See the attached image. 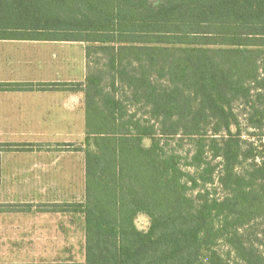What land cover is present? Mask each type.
Returning a JSON list of instances; mask_svg holds the SVG:
<instances>
[{"label": "trees", "instance_id": "obj_1", "mask_svg": "<svg viewBox=\"0 0 264 264\" xmlns=\"http://www.w3.org/2000/svg\"><path fill=\"white\" fill-rule=\"evenodd\" d=\"M0 39L85 44L84 82L0 83L84 92L73 264H264V0H0Z\"/></svg>", "mask_w": 264, "mask_h": 264}, {"label": "crops", "instance_id": "obj_2", "mask_svg": "<svg viewBox=\"0 0 264 264\" xmlns=\"http://www.w3.org/2000/svg\"><path fill=\"white\" fill-rule=\"evenodd\" d=\"M85 77L83 42L0 39V83L84 82ZM85 135L83 91L0 87V143L30 144L27 146L30 149L0 153V184H6L0 189V198L76 199L80 193L84 198V152L67 150L57 144L82 143ZM75 154L83 156L77 173L75 161L64 160ZM22 183H29L31 187L23 190ZM65 184L71 186L65 188ZM55 203L64 202L51 204ZM10 207H0V246H17L20 245L17 241L24 238L40 239L35 234L39 232V218H31L35 220L33 227L22 234V210L18 206ZM36 207L37 213H64L49 206ZM83 232L85 239L84 225ZM43 238L52 239L50 232Z\"/></svg>", "mask_w": 264, "mask_h": 264}, {"label": "rangeland", "instance_id": "obj_3", "mask_svg": "<svg viewBox=\"0 0 264 264\" xmlns=\"http://www.w3.org/2000/svg\"><path fill=\"white\" fill-rule=\"evenodd\" d=\"M74 51V50H73ZM79 55L78 51H75ZM76 55V54H75ZM82 55V53L80 54ZM145 143L150 144V140H145ZM75 145H83L82 143H75ZM23 158V157H19ZM65 161H75L76 173L78 167H82L83 156L75 154L74 157H65ZM70 184H65V188ZM76 190H77V183ZM71 186V185H70ZM6 184H0V189L5 188ZM23 190L29 189L31 184H20ZM78 191V190H77ZM76 199H59V200H37V199H18L9 200L0 198V207L7 209L11 205L18 206L22 210L23 226L22 234L29 232L35 220L39 218V232L40 239H22L17 242V246H0V264H73L83 262L85 258V239L83 232L84 217L80 213H37V207H52L54 201L63 202H80L83 200V193ZM1 195V193H0ZM44 201V202H43ZM12 202V203H7ZM45 203V204H44ZM11 204V205H10ZM52 205V206H51ZM13 208V207H10ZM135 223L140 230H148L150 226V218L144 213H140ZM23 230V231H22ZM48 230V231H47ZM50 230V231H49ZM48 232L52 239H45ZM57 236V239L55 238ZM25 237V236H24ZM53 237L55 239H53Z\"/></svg>", "mask_w": 264, "mask_h": 264}]
</instances>
